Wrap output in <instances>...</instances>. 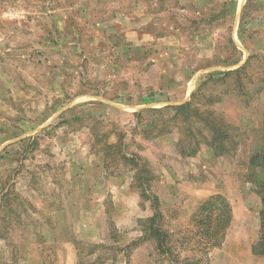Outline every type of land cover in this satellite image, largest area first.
I'll use <instances>...</instances> for the list:
<instances>
[{
	"label": "rangeland",
	"instance_id": "374dc122",
	"mask_svg": "<svg viewBox=\"0 0 264 264\" xmlns=\"http://www.w3.org/2000/svg\"><path fill=\"white\" fill-rule=\"evenodd\" d=\"M248 59L240 80L207 77ZM201 81L203 104L238 128L229 155L183 156L175 123L155 137L138 124L136 111L187 101ZM119 132L155 174L180 256L262 264L249 159L264 148V0H0V264H170L151 240L126 248L154 211L129 167L112 155L106 168ZM217 193L233 220L206 255L191 216Z\"/></svg>",
	"mask_w": 264,
	"mask_h": 264
},
{
	"label": "trees",
	"instance_id": "16d2710c",
	"mask_svg": "<svg viewBox=\"0 0 264 264\" xmlns=\"http://www.w3.org/2000/svg\"><path fill=\"white\" fill-rule=\"evenodd\" d=\"M249 60L239 68L211 72L207 77L215 79L216 75H222L224 78L235 75L240 80L241 73L248 68ZM202 89L203 83L201 81L187 101L136 111L138 124L144 126L142 130L144 135L155 137L170 132L171 123H175L181 133L177 146L183 156L196 155L202 144H206L216 156L229 155L235 151L239 141L238 128L211 108L210 105L213 104L214 98L209 97L208 103L203 104ZM146 110L155 112L157 116L149 120H143ZM114 134L116 135L115 140L110 142L107 138L103 148L106 168H110L108 160L110 157L112 158V155V161L120 162L129 167L133 173V187L140 192L143 201H150L151 208L154 211L152 215L139 219L141 236L138 240L128 244L126 248L131 249L143 241L151 240L155 244L157 255L162 257V260H164V257L168 259L170 264H211L209 258H207L208 256L199 258L198 256L182 257L179 255L175 249V244L172 242V234L162 225L164 215L161 210L160 198L151 191L155 174L149 162L138 153L127 152L123 132ZM249 163L252 168L262 171V178L258 176H251L250 178L251 183L255 184L262 205L259 212V234L252 245L251 253L264 256V148L252 153ZM232 220V205L225 195L217 193L201 201L191 216V222L196 228V233H194L197 239L196 242L202 245L200 250L206 251L207 255V250L220 247Z\"/></svg>",
	"mask_w": 264,
	"mask_h": 264
},
{
	"label": "crops",
	"instance_id": "0c3cea01",
	"mask_svg": "<svg viewBox=\"0 0 264 264\" xmlns=\"http://www.w3.org/2000/svg\"><path fill=\"white\" fill-rule=\"evenodd\" d=\"M262 257H264V256H262ZM259 262H260V260H259ZM261 263V262H260ZM264 263V261L262 262V264Z\"/></svg>",
	"mask_w": 264,
	"mask_h": 264
}]
</instances>
